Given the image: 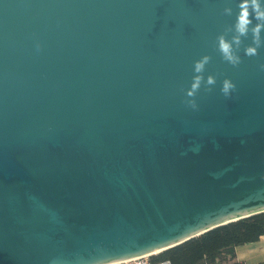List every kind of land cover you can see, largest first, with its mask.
Returning a JSON list of instances; mask_svg holds the SVG:
<instances>
[{"label": "water", "instance_id": "1", "mask_svg": "<svg viewBox=\"0 0 264 264\" xmlns=\"http://www.w3.org/2000/svg\"><path fill=\"white\" fill-rule=\"evenodd\" d=\"M238 4L0 0V264L163 252L264 212V28L245 54Z\"/></svg>", "mask_w": 264, "mask_h": 264}, {"label": "trees", "instance_id": "2", "mask_svg": "<svg viewBox=\"0 0 264 264\" xmlns=\"http://www.w3.org/2000/svg\"><path fill=\"white\" fill-rule=\"evenodd\" d=\"M264 235V212L218 227L201 236L165 250L152 258L153 263L170 260L171 264H221L233 256L235 248Z\"/></svg>", "mask_w": 264, "mask_h": 264}, {"label": "clouds", "instance_id": "3", "mask_svg": "<svg viewBox=\"0 0 264 264\" xmlns=\"http://www.w3.org/2000/svg\"><path fill=\"white\" fill-rule=\"evenodd\" d=\"M239 12L236 15V20L234 23V30L237 35L233 36V42L239 44V39L241 35L246 34L249 31V25H251V31L253 32V40L254 43L245 48V54L255 55L257 51L256 45L259 43V33L262 28H264V0H239ZM231 9H225V12H230ZM253 19L257 22L252 24ZM219 47L223 52L225 58L230 63H237L239 61V57L235 55L232 51V43L225 41L223 37H219ZM207 57L204 58L206 60ZM203 66V60L196 62V69L200 70ZM264 69V65L260 66ZM199 77H196V82L193 83L192 89L194 90L199 83ZM214 82V78L212 76L208 77V83L211 84ZM234 87V84L229 80L225 79L222 83L221 91L227 94L231 88ZM192 90H189L188 95H192ZM189 103L193 104L192 101ZM96 264H104V260L101 259L96 262Z\"/></svg>", "mask_w": 264, "mask_h": 264}, {"label": "crops", "instance_id": "4", "mask_svg": "<svg viewBox=\"0 0 264 264\" xmlns=\"http://www.w3.org/2000/svg\"><path fill=\"white\" fill-rule=\"evenodd\" d=\"M221 264H264V235L254 242L237 246L234 255Z\"/></svg>", "mask_w": 264, "mask_h": 264}, {"label": "built area", "instance_id": "5", "mask_svg": "<svg viewBox=\"0 0 264 264\" xmlns=\"http://www.w3.org/2000/svg\"><path fill=\"white\" fill-rule=\"evenodd\" d=\"M152 258H153L152 255L144 254V255L136 256V257L129 258L126 260L116 261V262L109 263V264H158V263H153Z\"/></svg>", "mask_w": 264, "mask_h": 264}, {"label": "bare ground", "instance_id": "6", "mask_svg": "<svg viewBox=\"0 0 264 264\" xmlns=\"http://www.w3.org/2000/svg\"><path fill=\"white\" fill-rule=\"evenodd\" d=\"M165 247H167V245L162 244L160 246H156V247L147 249L143 253H141V254H139L137 256L144 255V254L150 255V254H153V253L156 254V253L161 252ZM133 257H136V256H127V257H125L123 259H112V260L104 262V264H109V263H113V262H116V261L126 260V259L133 258Z\"/></svg>", "mask_w": 264, "mask_h": 264}, {"label": "rangeland", "instance_id": "7", "mask_svg": "<svg viewBox=\"0 0 264 264\" xmlns=\"http://www.w3.org/2000/svg\"><path fill=\"white\" fill-rule=\"evenodd\" d=\"M158 252H159V251H158ZM158 254H159V253H156V254H155V253H153V254H150V255H152V256L154 257V256H156V255H158ZM226 258H227V257H226V256H224V257L221 259V261H220V262L222 263V262H223V261H224Z\"/></svg>", "mask_w": 264, "mask_h": 264}]
</instances>
